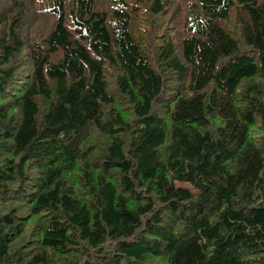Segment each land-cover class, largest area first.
<instances>
[{"label": "trees", "instance_id": "obj_1", "mask_svg": "<svg viewBox=\"0 0 264 264\" xmlns=\"http://www.w3.org/2000/svg\"><path fill=\"white\" fill-rule=\"evenodd\" d=\"M0 264H264V0H0Z\"/></svg>", "mask_w": 264, "mask_h": 264}]
</instances>
